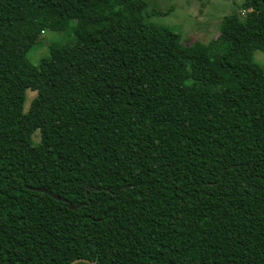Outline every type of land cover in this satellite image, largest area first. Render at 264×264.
Returning a JSON list of instances; mask_svg holds the SVG:
<instances>
[{"label": "trees", "instance_id": "1", "mask_svg": "<svg viewBox=\"0 0 264 264\" xmlns=\"http://www.w3.org/2000/svg\"><path fill=\"white\" fill-rule=\"evenodd\" d=\"M142 11L0 0V264H264V0L189 44Z\"/></svg>", "mask_w": 264, "mask_h": 264}, {"label": "rangeland", "instance_id": "2", "mask_svg": "<svg viewBox=\"0 0 264 264\" xmlns=\"http://www.w3.org/2000/svg\"><path fill=\"white\" fill-rule=\"evenodd\" d=\"M144 18L152 23L170 27L187 43L207 42L216 35L222 18L232 12L242 0H142ZM46 43L57 40L56 31L42 34ZM46 47L30 54L32 63L46 56ZM253 58L264 68V53L252 51ZM41 110L36 104V91L27 90L22 114L23 127L38 140Z\"/></svg>", "mask_w": 264, "mask_h": 264}, {"label": "water", "instance_id": "3", "mask_svg": "<svg viewBox=\"0 0 264 264\" xmlns=\"http://www.w3.org/2000/svg\"><path fill=\"white\" fill-rule=\"evenodd\" d=\"M33 189H35V190H37V191L44 192V193L50 195L51 197H53V198H55V199H58V200H60V201H64V202H66V203L68 204V207H69L70 209H76L77 207L80 206L79 203L73 205V204H72L69 200H67L66 198H64V197H62V196H60V195H58L57 193H55V192H53V191H50V190L44 188L43 186L38 187V188H33ZM79 261H83V262H86V263H88V264H99V263H97V262H95V261H92V260H90V259H87V258H80V257H79V258H75V259H73L69 264H75V263H77V262H79Z\"/></svg>", "mask_w": 264, "mask_h": 264}]
</instances>
